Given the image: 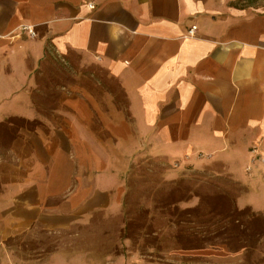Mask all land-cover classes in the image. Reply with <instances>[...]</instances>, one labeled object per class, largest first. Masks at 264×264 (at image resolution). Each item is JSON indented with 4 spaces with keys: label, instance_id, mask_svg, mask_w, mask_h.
Returning a JSON list of instances; mask_svg holds the SVG:
<instances>
[{
    "label": "crops",
    "instance_id": "0c3cea01",
    "mask_svg": "<svg viewBox=\"0 0 264 264\" xmlns=\"http://www.w3.org/2000/svg\"><path fill=\"white\" fill-rule=\"evenodd\" d=\"M235 1L0 0V123L34 116L27 86L50 50L92 85L72 86L39 163L0 183V244L117 210L140 151L217 160L242 187L237 207L264 211V9ZM101 71L113 86L98 94Z\"/></svg>",
    "mask_w": 264,
    "mask_h": 264
},
{
    "label": "rangeland",
    "instance_id": "374dc122",
    "mask_svg": "<svg viewBox=\"0 0 264 264\" xmlns=\"http://www.w3.org/2000/svg\"><path fill=\"white\" fill-rule=\"evenodd\" d=\"M232 4L264 9V0ZM73 64V57L48 51L27 86L34 116L0 123V183L22 180L39 163L42 139L66 124L65 100L72 86H92L83 77L87 69ZM97 79L100 85L91 90L100 94L112 88L102 71ZM121 179L117 210L81 217L64 228L34 226L4 236L2 255L13 264H264V211L239 212L236 197L242 187L224 164L140 151ZM248 198L257 202L261 196Z\"/></svg>",
    "mask_w": 264,
    "mask_h": 264
},
{
    "label": "built area",
    "instance_id": "2783aa9c",
    "mask_svg": "<svg viewBox=\"0 0 264 264\" xmlns=\"http://www.w3.org/2000/svg\"><path fill=\"white\" fill-rule=\"evenodd\" d=\"M89 7H92V6L89 5ZM194 30H195V26L190 27L188 29V31H187V34L188 35H193L194 34ZM27 32H28L29 35H32L33 34V32L31 30H27Z\"/></svg>",
    "mask_w": 264,
    "mask_h": 264
},
{
    "label": "trees",
    "instance_id": "16d2710c",
    "mask_svg": "<svg viewBox=\"0 0 264 264\" xmlns=\"http://www.w3.org/2000/svg\"><path fill=\"white\" fill-rule=\"evenodd\" d=\"M243 209H245V208H243ZM246 210H247V209H246ZM242 211H244V210L241 209L239 212L242 213Z\"/></svg>",
    "mask_w": 264,
    "mask_h": 264
}]
</instances>
